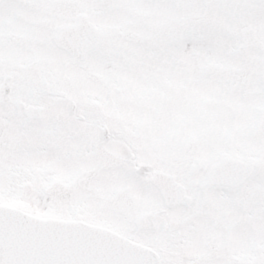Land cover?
Returning a JSON list of instances; mask_svg holds the SVG:
<instances>
[{
  "label": "snow or ice",
  "instance_id": "snow-or-ice-1",
  "mask_svg": "<svg viewBox=\"0 0 264 264\" xmlns=\"http://www.w3.org/2000/svg\"><path fill=\"white\" fill-rule=\"evenodd\" d=\"M0 264H264V0H0Z\"/></svg>",
  "mask_w": 264,
  "mask_h": 264
}]
</instances>
